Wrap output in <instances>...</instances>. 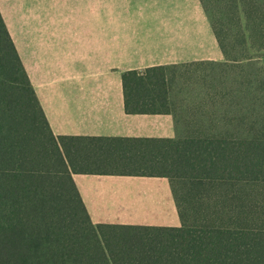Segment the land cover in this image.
<instances>
[{
    "label": "trees",
    "instance_id": "trees-1",
    "mask_svg": "<svg viewBox=\"0 0 264 264\" xmlns=\"http://www.w3.org/2000/svg\"><path fill=\"white\" fill-rule=\"evenodd\" d=\"M202 2L224 58L205 95L237 123L178 137L55 134L0 10V264H264V0ZM170 72L127 71L125 111L177 114ZM74 174L183 181L192 219L94 224Z\"/></svg>",
    "mask_w": 264,
    "mask_h": 264
},
{
    "label": "rangeland",
    "instance_id": "rangeland-1",
    "mask_svg": "<svg viewBox=\"0 0 264 264\" xmlns=\"http://www.w3.org/2000/svg\"><path fill=\"white\" fill-rule=\"evenodd\" d=\"M0 10L22 59L23 42L34 45L32 49H35L36 42L43 40L44 46L36 50L43 52L42 56L50 66L55 63L67 65L72 62H75L76 66L79 63L86 64L84 61L89 67L117 64L124 69L136 65L162 64V61L168 62L179 59L177 57H185L183 56L185 45L191 48L192 53H198V44H209L210 29L213 31L202 0H0ZM208 61H205V64L198 62L187 66H181L183 63H178L180 66L170 65V74L173 77V101L177 114H174L175 117L173 114L171 117L160 116L162 120L170 122H155L149 119L159 116L140 115L139 120L149 122H138L135 135L159 134L178 137L203 132H225L234 128L233 124L237 122H223L224 120L220 119L222 110L218 109L219 106L221 107L219 98L211 99L205 95L209 89L205 87L203 77L205 67L210 65ZM79 81L82 86H87L91 80ZM68 86L66 81L62 87L68 88ZM44 101L42 105L44 103L50 112L51 101L45 99ZM46 103H49V106ZM200 103L205 107L201 105L198 110L207 114L208 122H189L188 118L184 117L185 107L190 108L187 110L190 116V112L193 113L191 108L193 104ZM213 111L217 114L211 115ZM107 117L108 122L102 121L107 124H97L90 132L103 135L133 134L124 127L112 125L109 123L112 120L111 115ZM51 118H54L52 114ZM211 119L213 122H209ZM219 119L221 122H217ZM115 120L125 122L120 118ZM51 124L59 133L75 131L72 122L53 120ZM173 131H176L175 135ZM113 179L116 177L74 174L76 185L85 199L89 193L83 186L85 180L90 184H97L101 180L112 182ZM131 184L127 183L126 189L119 186L114 188L119 192H125L131 188ZM136 186L145 200H148L149 190H160L157 201L165 202L166 211L169 212L176 202L183 220L185 221V216L189 220L192 219L191 211H186L185 214L184 207L182 213L179 205V199L182 200V196L189 189L185 182L150 177L134 180L132 187ZM197 188L208 189L209 185ZM119 206L117 204V208ZM144 208L148 209V207ZM166 221L174 223L175 217Z\"/></svg>",
    "mask_w": 264,
    "mask_h": 264
},
{
    "label": "crops",
    "instance_id": "crops-1",
    "mask_svg": "<svg viewBox=\"0 0 264 264\" xmlns=\"http://www.w3.org/2000/svg\"><path fill=\"white\" fill-rule=\"evenodd\" d=\"M210 33L211 36L209 44H198V53H192L191 48L185 45V55H183L185 57H177L179 59L168 62L162 61V64L136 65L124 69L120 68L117 64L107 66L90 65L89 67V64L84 61L86 64L79 63L76 66L75 62H70L71 64L68 63L67 65L55 63V65L52 64L53 66H50L47 65L44 56H42L43 52L36 50L41 49L44 46L43 40H38L36 42L37 44L35 45V49H32L34 45H29L28 42L25 44L23 42L22 60L41 105L42 102H45L44 99L46 101L49 100L52 103V110L50 112L46 109L44 103L42 107L55 134L103 135L92 133L90 130H92V128L97 124H107L102 121L105 120L108 122L107 116L111 115L112 120L109 121V123H112V125L117 127H124L126 131L133 133L128 135L112 134V136L173 137L164 135L160 136L159 134L135 135L134 132H136L138 128V122H149L147 120H139L138 118H141L140 115L159 116L154 119H149L155 120V122H170L169 120H162L163 118L160 116L171 117L172 114L127 113L125 111V96L122 83L123 75L132 69L144 70L149 66L155 65L170 66L171 64L176 65L178 63L182 64L185 62L188 63L207 60L222 61L224 59L222 50L211 29ZM28 40L33 41L31 39ZM123 70H125L124 73ZM82 79L91 81L87 86H82L79 81ZM66 81L68 82L69 86L68 88H63L62 86L64 83H66ZM46 104L49 106V103ZM51 114L54 117L53 119L51 118ZM57 116H60L61 118H58ZM116 118L125 120V122H118L115 120ZM53 120L56 122H72L75 131L72 133L56 132L53 128L54 126L51 124ZM171 122H173V120ZM173 134L175 135L176 131H173ZM92 176L108 178L116 177V179H113L112 182L109 180H101L97 184H90L89 181L85 180L83 186L86 188L85 191H89L88 195H86V199L77 186L94 224H141L153 226H181L183 224L184 221L180 214V210H178L179 208L177 207L175 200V205L168 212L164 209L165 202L160 203L157 201V199L160 197L157 195L160 190H149L148 201L142 198V193L137 186L135 188H133L134 186L132 187L134 180L150 177H165L126 175ZM133 177L138 179H134ZM127 183L132 184L131 188H128L125 192H119L114 188L119 186L123 189H126ZM125 194L127 196H123ZM117 204L120 205L118 208ZM144 207H148V209H145ZM172 217H175L174 223H168L166 220H171Z\"/></svg>",
    "mask_w": 264,
    "mask_h": 264
}]
</instances>
